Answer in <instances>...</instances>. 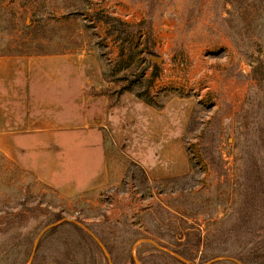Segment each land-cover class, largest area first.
Returning <instances> with one entry per match:
<instances>
[{
    "label": "rangeland",
    "instance_id": "rangeland-1",
    "mask_svg": "<svg viewBox=\"0 0 264 264\" xmlns=\"http://www.w3.org/2000/svg\"><path fill=\"white\" fill-rule=\"evenodd\" d=\"M14 42L0 264H264V0H0Z\"/></svg>",
    "mask_w": 264,
    "mask_h": 264
},
{
    "label": "crops",
    "instance_id": "crops-1",
    "mask_svg": "<svg viewBox=\"0 0 264 264\" xmlns=\"http://www.w3.org/2000/svg\"><path fill=\"white\" fill-rule=\"evenodd\" d=\"M41 123H43V125L44 126H46L45 128H47L48 130H47V132H49V133H52V132H55L57 129H66V130H70V129H72V128H76L77 126H72V125H68L67 123H64L63 125H61V124H59V122L58 121H56V119H54V120H52L51 118L48 120V121H43V122H41ZM99 125H101V126H103L104 127V125H103V123L102 122H100V123H98ZM79 127V126H78ZM82 127H84V128H87L88 126L86 125V124H82ZM81 127V128H82ZM96 128V130L98 131V129L97 128H99V126H96L95 127ZM51 130V131H50ZM99 134V133H98ZM147 137L145 138L146 139V142L148 143V144H152V143H159V144H161V145H164L163 147H161L160 148V151H159V153H157V154H159L156 158H155V160H154V162L152 163V161H150L149 162V164L147 165V167H146V169H149V170H160L161 169V166H162V163H163V161H162V158H163V156H165L166 157V165H168V163H169V161L171 160V158H172V154L170 155V157L168 156V155H166V153H167V151H169V149H173V148H169V146H168V144H172V143H175L176 141H174V138H171V139H169V137L167 136V137H161V135H160V137H158V136H153V134L152 133H149V134H147L146 135ZM100 138V137H99ZM154 138V139H153ZM91 145V144H90ZM180 148V147H179ZM95 149L97 150L98 149V152L100 151V149H101V146H100V144L98 143V145L95 147ZM173 152V151H172ZM98 154H100V153H98ZM90 158V157H89ZM99 158H100V155H99V157H98V155H97V161L96 162H94V161H92V163L90 164L91 165V168L92 167H94L93 169V171L91 170L90 172H89V174H91V173H93L95 170L97 171V169H98V167H99ZM93 160V159H92ZM104 163V162H103ZM89 166V165H88ZM57 172V168L56 167H53V169H52V171L51 170H49L48 171V176H51V177H53L54 176V178L56 177V175H55V173ZM173 173V172H172ZM174 173H176V171L174 172ZM165 174H168L167 172H165ZM92 178H91V181H97L96 180V177H97V175H93V176H91ZM60 185V184H59Z\"/></svg>",
    "mask_w": 264,
    "mask_h": 264
},
{
    "label": "trees",
    "instance_id": "trees-1",
    "mask_svg": "<svg viewBox=\"0 0 264 264\" xmlns=\"http://www.w3.org/2000/svg\"><path fill=\"white\" fill-rule=\"evenodd\" d=\"M107 19L112 20L113 22H115L118 26L120 27H124L127 29H132V31H135L137 29H135V27L137 28V26L131 24V23H126V22H122L116 18H111V17H107ZM33 37H31L32 40ZM15 43V42H14ZM11 44L9 43L7 46L0 48V55H4V54H13V53H24V52H45L43 51V47L41 44L37 43L36 45H30L28 42H16L15 44ZM32 46V48L34 49H30ZM156 75V73H153L152 77H154Z\"/></svg>",
    "mask_w": 264,
    "mask_h": 264
}]
</instances>
